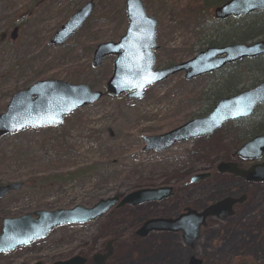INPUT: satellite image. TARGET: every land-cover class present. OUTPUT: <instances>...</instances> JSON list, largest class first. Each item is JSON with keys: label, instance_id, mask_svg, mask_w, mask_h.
<instances>
[{"label": "rangeland", "instance_id": "obj_1", "mask_svg": "<svg viewBox=\"0 0 264 264\" xmlns=\"http://www.w3.org/2000/svg\"><path fill=\"white\" fill-rule=\"evenodd\" d=\"M23 1L7 0L0 4V32L9 30L15 18L11 9L22 8ZM84 1L50 0L25 21L15 43L0 40V113L10 95L37 80L39 73H44V79L84 83L98 91L105 89L114 56H108L100 68H94L91 54L97 43L115 41L117 38L112 37L123 33L124 0H93V18L102 16V6L110 11L102 16L108 25L101 33L84 29L61 47L48 43L53 32ZM189 1L142 0L147 13L158 21L155 68L171 64L175 57H182L181 61L193 57L207 36L202 34L207 25L194 22L197 10H182ZM212 10L210 7L205 11L211 22ZM189 18L192 23L186 26ZM250 19L246 16L237 21L226 20L218 27L240 25L238 21ZM181 22L185 23L183 28ZM259 39L262 38L254 40ZM191 43L194 44L190 48ZM214 78L201 76L187 82L182 72L177 73L149 88L140 101L106 94L67 116L59 127L26 130L0 139L1 178L11 176L12 172L25 175L29 169L35 170L25 182L20 177L8 181L20 180L24 185L0 199V230L4 218L33 216L38 210L76 205L91 207L100 199L140 188L173 189L169 198L159 202L112 206L87 223L58 226L44 239L0 253V263L52 264L80 255L86 259L84 264H92V255L103 253L110 241L111 254L105 264H188L191 256L201 264H264V181L253 183L215 171L219 161L236 162L242 168L250 166L251 162L233 155L241 142L237 134L239 125L227 123L210 135L178 143L165 152L141 151L143 136L173 128L166 118L172 122L176 114L192 113L196 109L192 102L196 100L195 92L200 99L203 92L210 94L218 81ZM250 82L251 79H245L241 86L247 87ZM185 101L186 107L178 108ZM210 166L214 170L208 179L190 182L192 173L207 172ZM242 195L244 200L234 206L232 216L224 220L207 217L192 245L184 243L182 231H152L144 237L136 234L147 219L176 218L186 207L199 212L224 197Z\"/></svg>", "mask_w": 264, "mask_h": 264}, {"label": "water", "instance_id": "obj_2", "mask_svg": "<svg viewBox=\"0 0 264 264\" xmlns=\"http://www.w3.org/2000/svg\"><path fill=\"white\" fill-rule=\"evenodd\" d=\"M94 3L88 0L76 9L54 32L49 43L61 46L74 35L92 13ZM127 24L117 41L98 43L92 51L91 64L98 68L104 58L115 56L111 75L105 82V92L111 96L126 95L128 99L141 100L146 89L184 72L186 81L216 72L224 66L242 59H252L264 55V39L252 43H232L223 46H208L192 58L154 69L157 20L146 12L142 0H124ZM264 11V0H227L213 9L214 18L225 20L248 15L253 11ZM103 93L91 90L84 83L70 84L58 79L37 80L23 90L14 92L4 112L0 113V136L27 129L54 128L60 126L73 111L94 104ZM264 103V79L240 92L218 98L212 109L205 115L194 117L181 125L161 134L144 136L142 151L161 152L178 142L204 137L218 130L229 121L248 118L255 108ZM234 155L240 160L255 161L264 157V133L255 135L239 148ZM219 173L233 174L250 182L264 181V161L251 165L248 169L238 167L236 162L220 161L216 164ZM210 173H197L190 178L191 183L207 179ZM22 181L0 185V199L8 192L22 187ZM172 195V187L159 186L140 188L126 193L98 200L91 207L76 205L67 209L38 210L18 217L4 218L0 230V253L11 251L35 240L45 238L55 227L63 224H84L101 217L112 206H137L149 202H159ZM239 198L224 197L202 211L186 207L176 218L155 217L147 219L137 229L136 234L144 237L151 231H182L183 241L192 245L199 237V230L207 217L225 219L232 215V206L241 203ZM111 254V242L107 241L104 253L92 255L93 264H105ZM80 255L55 261L52 264H84ZM188 264H201L194 256Z\"/></svg>", "mask_w": 264, "mask_h": 264}, {"label": "trees", "instance_id": "obj_3", "mask_svg": "<svg viewBox=\"0 0 264 264\" xmlns=\"http://www.w3.org/2000/svg\"><path fill=\"white\" fill-rule=\"evenodd\" d=\"M226 0H190L187 2L185 5H193L192 7H184L182 8L183 11H185L187 8L188 9H193L197 10L195 11L196 15L194 17V22H199L202 25H207L202 32L203 35H207L203 43L198 46V49L196 51H200L203 49L205 46H221L229 43H235V42H241V43H246L248 41H253L256 38H264V12L258 11V12H253L252 14L248 15V17H251L250 21L248 22H240V25L235 24L230 25L227 27H218V24L221 22L212 19L208 21V18L205 14L206 9L210 7H215ZM101 10L103 11L102 16H106L105 13H110V11H106V8L104 6L101 7ZM102 16H98L97 18H90L84 26L78 31L80 33L84 29H95L96 32L101 33L102 28L107 26L103 21ZM115 18V17H114ZM242 18H239L237 20H241ZM116 20V18H115ZM236 20V21H237ZM192 19H188L186 22V26L190 25L192 22ZM235 21V20H232ZM214 26H213V24ZM209 24V25H208ZM185 23L181 22L180 27H184ZM179 27V26H178ZM179 27V28H180ZM181 29V28H180ZM77 33V34H78ZM120 35L115 34L112 39L118 38ZM93 41L99 40L98 38H93ZM194 43L189 44L188 46L191 48ZM185 45V47H188ZM190 50L188 48L187 53H189ZM182 60V57H175L172 58L171 61L173 62H179ZM43 62L46 61L42 60ZM62 61V60H60ZM77 67V66H75ZM73 67L72 69L77 70ZM56 69V68H54ZM67 71L70 70V68L66 69ZM42 74L44 73H39L36 79L42 78ZM55 76L56 74H52ZM105 77L108 75V73L104 74ZM214 76L218 79L216 80V84L214 87L210 90V94H206L203 92V97L200 99V95H198V92H195L197 95L195 96L196 100H193L192 102L195 104L194 108H196L192 113L189 114V112L183 113L178 116H173V121H170V118L167 120L169 125H173V127L181 124L185 119L187 118H192V116H202L206 114L207 112L210 111L212 108L215 100L219 97H224V96H229L233 95L243 89H246L248 87H251L255 85L257 82L260 80L264 79V56L254 58V59H248V60H242L230 65L225 66L223 69L205 75L204 77H213ZM251 79V82L247 87L241 86L242 82L245 81V79ZM169 79V78H168ZM215 79V78H214ZM200 99V100H198ZM178 108H183L186 107L187 101H185L184 104H180ZM175 115V113H173ZM234 125H239L241 128H239V131H237L238 136L240 137V144L243 143L244 141L250 139L251 137L264 133V105L258 106L254 113L247 119L231 122ZM45 130V129H42ZM17 134H9L0 137V139L5 138V137H10V136H15ZM239 144V145H240ZM4 148V147H3ZM7 166V165H5ZM18 170V169H17ZM16 171V170H14ZM5 172H8L6 170ZM35 170L29 169L27 172H25V175H23L20 172H12L11 176H4L3 178L0 177V184L3 182H8L11 178H16L20 177L23 182L29 180L28 178L34 173Z\"/></svg>", "mask_w": 264, "mask_h": 264}, {"label": "flooded vegetation", "instance_id": "obj_4", "mask_svg": "<svg viewBox=\"0 0 264 264\" xmlns=\"http://www.w3.org/2000/svg\"><path fill=\"white\" fill-rule=\"evenodd\" d=\"M6 1L7 0H0V4L5 3ZM47 2H50V0H24L23 1L24 4L22 5V8L14 9L13 7L11 10L15 13V18L11 21L9 25L10 27L9 30H7L6 32H3V31L0 32V40H4L10 43H15V41H17L19 35L21 34V29L22 27H24L25 21L28 20L34 14L37 8L44 6V4H46ZM84 2H86V0ZM9 7L10 6H6L7 9ZM92 15H94L93 12L91 14V17L93 18ZM262 160L263 159L257 162H260ZM206 170L210 172V175H211V172L214 170V168L213 166H210V167H207ZM233 211H234V207H233Z\"/></svg>", "mask_w": 264, "mask_h": 264}]
</instances>
